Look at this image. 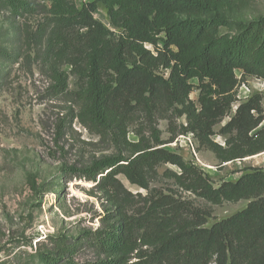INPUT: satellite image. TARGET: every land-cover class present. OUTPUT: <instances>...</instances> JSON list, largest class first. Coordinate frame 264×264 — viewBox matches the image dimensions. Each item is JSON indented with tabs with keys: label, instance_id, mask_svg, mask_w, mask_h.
<instances>
[{
	"label": "trees",
	"instance_id": "trees-1",
	"mask_svg": "<svg viewBox=\"0 0 264 264\" xmlns=\"http://www.w3.org/2000/svg\"><path fill=\"white\" fill-rule=\"evenodd\" d=\"M232 1L92 0L78 8L75 0H0V10L13 18L47 15L35 37L44 40L49 58L67 59L76 78V118L116 149L130 150L128 156L118 151L95 159L77 174L106 194L111 209L99 216L94 230L74 238L47 236L50 249L37 252L39 264H78L83 248L93 254L83 264H128L132 255L140 264H264V171L253 169L213 187L196 166L161 147L177 130L171 128L162 140L154 125L155 114L166 115L169 125L184 116L182 132L191 133L198 148L213 152L221 163L264 152L261 94L238 103L224 121L241 82L252 77L264 83V13L232 18L226 13ZM98 5L118 34L93 18ZM10 61L5 54L3 64ZM51 79L57 93L67 91L65 72L51 68ZM194 88L196 103L189 100ZM137 113L145 116L150 138L137 135L133 143L127 127ZM216 133L225 138L224 146L212 140ZM161 163L180 171L174 175L179 188L211 204L248 203L205 227L209 210L149 189L146 174ZM120 175L146 191L141 207L122 192Z\"/></svg>",
	"mask_w": 264,
	"mask_h": 264
},
{
	"label": "rangeland",
	"instance_id": "rangeland-1",
	"mask_svg": "<svg viewBox=\"0 0 264 264\" xmlns=\"http://www.w3.org/2000/svg\"><path fill=\"white\" fill-rule=\"evenodd\" d=\"M91 1L75 0V3L80 8ZM226 13L235 19H252L264 13V0H233ZM92 15L114 35L119 33L110 25L103 6L98 5ZM47 18L42 14L13 18L0 10V71L4 75L0 77V264H39L37 252L50 249L47 236L74 238L84 230H94L99 225V216L105 215L110 204L95 183L79 179L77 174L102 156H112L118 151L124 156L130 155V150L116 149L76 118L79 110L74 93L76 78L70 74L67 59L63 56L49 58L44 40L40 42L35 37ZM146 48L152 51L151 46L146 45ZM5 54L11 56V61L4 65ZM51 68L66 73L67 91L57 93L54 89ZM157 72L167 76L163 69ZM236 76H240V71H236ZM258 80L248 77L244 83L251 95H262L264 116V87ZM192 82L197 84L196 80ZM197 96L198 90L194 88L189 100L196 103ZM235 103L224 121L233 113L234 105H238ZM165 116L160 113L154 118L161 139L169 138L171 128L177 130V135L171 143L161 147L196 166L213 187L235 181L253 169L264 171V152L221 163L213 152L198 148L193 136V149L176 141L178 136L189 133L182 132L186 126L184 116L174 118L172 125ZM222 124L216 125L214 132H218ZM137 135L150 138L149 126L141 113L133 116L127 127L129 142H136ZM224 139L217 133L212 137L222 146ZM179 172L171 164H158L153 172L146 174L149 189L175 194L199 209L209 210L205 227L244 209L248 203L239 200L211 204L179 188L174 178ZM117 180L122 192L130 195V202L141 207L146 191L129 183L124 176H118ZM142 250H146L145 247ZM92 258V252L83 248L75 261L83 264ZM128 264L140 263L132 255Z\"/></svg>",
	"mask_w": 264,
	"mask_h": 264
},
{
	"label": "built area",
	"instance_id": "built-area-1",
	"mask_svg": "<svg viewBox=\"0 0 264 264\" xmlns=\"http://www.w3.org/2000/svg\"><path fill=\"white\" fill-rule=\"evenodd\" d=\"M237 78L239 79L240 76L239 77L237 76ZM258 81L261 82L260 86L264 87L263 81H261V80H258ZM250 96H251V91L249 90V88L247 87V85L244 82H241L236 89V96H235L236 97V103L243 102ZM236 105H234V108H236ZM192 136L193 135L191 133H186L185 135L178 136L176 141H179L180 143L184 142V145L193 149V147H192V145H193L192 144Z\"/></svg>",
	"mask_w": 264,
	"mask_h": 264
}]
</instances>
